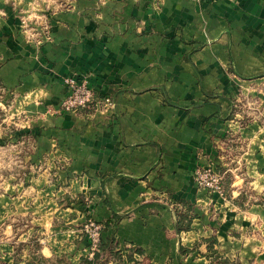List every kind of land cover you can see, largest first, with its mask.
I'll return each instance as SVG.
<instances>
[{"label": "crops", "instance_id": "1", "mask_svg": "<svg viewBox=\"0 0 264 264\" xmlns=\"http://www.w3.org/2000/svg\"><path fill=\"white\" fill-rule=\"evenodd\" d=\"M63 1L0 0V264H264V0Z\"/></svg>", "mask_w": 264, "mask_h": 264}, {"label": "built area", "instance_id": "2", "mask_svg": "<svg viewBox=\"0 0 264 264\" xmlns=\"http://www.w3.org/2000/svg\"><path fill=\"white\" fill-rule=\"evenodd\" d=\"M34 30H28L25 27L24 32L30 35L45 34L48 30L47 22L42 18H35ZM68 93L62 103V110L68 113H79L81 111H91L94 109L108 108L111 105L109 98H101L96 95L95 91L89 87L87 78L77 79L75 77H66L64 80ZM226 173L210 167L197 170L195 181L199 189L208 191L211 194H217L226 197L225 181ZM103 228L98 223L89 220L85 226V232L91 242V252L95 253L100 249Z\"/></svg>", "mask_w": 264, "mask_h": 264}, {"label": "rangeland", "instance_id": "3", "mask_svg": "<svg viewBox=\"0 0 264 264\" xmlns=\"http://www.w3.org/2000/svg\"><path fill=\"white\" fill-rule=\"evenodd\" d=\"M33 1H35V2L39 1L43 5V4H48L50 0H33ZM54 1L58 2V4H61L60 6L62 8H69L70 7L66 3L67 1H65V2L63 0H54ZM52 2H53V0H52ZM42 5L40 7L38 6L40 8V10L39 9L37 10L36 7L35 8L28 7L27 10L18 9L17 14L20 15L19 19L21 21V25H22V28L24 29V31H25V27L28 30H34L35 29L33 27H30V26H34L35 22H33L32 25L29 24L31 22L30 19L32 18L31 17L32 15H33L34 18L35 17H38V18L45 17V13L43 14V10H47V7L46 6H42Z\"/></svg>", "mask_w": 264, "mask_h": 264}, {"label": "trees", "instance_id": "4", "mask_svg": "<svg viewBox=\"0 0 264 264\" xmlns=\"http://www.w3.org/2000/svg\"><path fill=\"white\" fill-rule=\"evenodd\" d=\"M190 223H191V220L189 219V217L187 215L179 213V219L177 222V228L179 231H183V230L188 231L190 229ZM112 241L113 240H109L108 244H111ZM95 257H96V259L99 258V254L96 253ZM84 264H88V262L84 261ZM221 264H229V261L227 259H224L223 261H221Z\"/></svg>", "mask_w": 264, "mask_h": 264}]
</instances>
